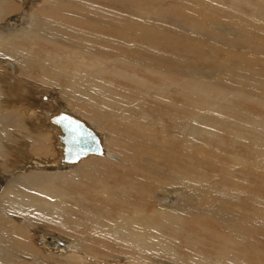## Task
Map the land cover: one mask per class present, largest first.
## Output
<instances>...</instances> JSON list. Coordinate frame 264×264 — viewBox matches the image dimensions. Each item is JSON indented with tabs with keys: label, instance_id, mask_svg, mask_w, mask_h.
<instances>
[{
	"label": "bare ground",
	"instance_id": "6f19581e",
	"mask_svg": "<svg viewBox=\"0 0 264 264\" xmlns=\"http://www.w3.org/2000/svg\"><path fill=\"white\" fill-rule=\"evenodd\" d=\"M123 1L133 14L0 0V164L21 165L0 170V264H264V118L235 105L264 107L246 64H264V21L242 7L261 14L264 0ZM111 61L164 84L101 68ZM60 113L94 130L102 154L61 163Z\"/></svg>",
	"mask_w": 264,
	"mask_h": 264
},
{
	"label": "rangeland",
	"instance_id": "374dc122",
	"mask_svg": "<svg viewBox=\"0 0 264 264\" xmlns=\"http://www.w3.org/2000/svg\"><path fill=\"white\" fill-rule=\"evenodd\" d=\"M88 1H90L91 2V12H104V11H107V12H122V13H124L125 15H131V14H133L132 12H135L134 10H133V8H132V4H129V2H128V4H126V2H122V0H88ZM228 6V5H227ZM243 7V9H245L246 11H248V15L247 16H253L254 15V17H256L255 19H257V20H259L260 18H261V20L262 21H264V12H261V14H260V12H258V11H256V9H254V8H249V7H247V6H245V5H243L242 6ZM102 9V10H101ZM249 9H251V10H249ZM97 10V11H96ZM99 10V11H98ZM256 13H255V12ZM152 16H155L156 17V14H153ZM164 16V17H163ZM162 16V19L164 20V21H166V23L167 24H174V22H175V19H174V17L172 18V17H170V15L168 16H166V15H163ZM158 17L160 18V16L158 15ZM169 17V18H168ZM171 19V20H170ZM11 20H12V17L10 18V17H7L6 18V20H5V24H7V26H6V29L8 28V23L10 22L11 23ZM173 20V21H172ZM81 23V22H80ZM91 25H93V24H91ZM16 26V25H15ZM93 28H95V29H93ZM101 28V27H100ZM99 26L98 27H96L95 25H93L92 27H91V32H98V33H100L101 35H104L105 37H114V38H118V37H116V36H110L108 33H104V32H100L99 31ZM98 33H96V34H98ZM241 47V49L242 50H245V49H248L247 48V46H240ZM35 49L37 50V51H39V50H41V49H43V46L42 45H39V48L38 47H35ZM183 49V48H182ZM182 51H185V50H182ZM182 51H179V52H182ZM188 51V50H187ZM41 52V51H40ZM188 55H190V53L188 52ZM62 57H64V56H62ZM65 58V57H64ZM66 59H67V55H66ZM68 60V59H67ZM245 61V60H244ZM248 62L246 63L247 64V67H250L251 65L254 67V68H256V70L257 71H255L256 73H257V75L259 76V77H263V78H260L261 79V82L262 83H264V64L262 63V62H257V61H251V60H247ZM250 61V62H249ZM62 62H64V61H62ZM91 62H92V60H91ZM113 61H111V62H107V63H101L100 65H102L101 66V68H105V70H107L106 68H108V67H111V68H108V69H110V70H112L111 71V73L112 72H114V69L115 70H118V71H124L125 73H129V74H133V75H135V76H137V77H142V79H145V80H153V81H155V83H159L160 81L157 79V77H155V76H153V75H151V74H149V73H147V72H144V71H146L143 67L142 68H134V66L133 65H129V64H126V63H115V62H113ZM236 63H237V61H236ZM243 63V62H242ZM256 63V64H255ZM258 63V64H257ZM260 63H262V64H260ZM64 64L66 65V66H69L70 67V63L68 64H66V62H64ZM110 64H112V65H110ZM114 64V65H113ZM122 64V65H121ZM124 64V65H123ZM103 65H105V66H103ZM249 65V66H248ZM258 65V66H257ZM259 65H261V66H259ZM119 67H121V68H119ZM124 67V68H123ZM128 67H130V68H128ZM133 67V68H132ZM141 67V66H140ZM114 68V69H113ZM128 68V69H127ZM140 71H139V70ZM142 69V70H141ZM262 69V70H261ZM137 71V72H136ZM241 71H243V76H248V75H250V74H256V73H253V72H248L247 71V69L246 68H243ZM107 72H110L109 70L107 71ZM134 72V73H133ZM142 72V73H141ZM261 73V74H260ZM148 74H149V76H148ZM242 75H236V74H232V76H233V78H232V80H236V79H238V77H242ZM103 78H105V80L107 79V77H104V76H102ZM245 80H246V78H245ZM253 80V79H252ZM252 82H254V81H252ZM114 83H117V84H119V85H122L123 87H127V88H131V86L129 85V83L128 82H120V81H116V82H114ZM160 84L161 85H163L164 84V82H160ZM48 88V87H47ZM135 89V88H134ZM151 90V89H150ZM56 91H58V90H56ZM41 93V92H40ZM161 92H159V94H160ZM240 93H244V92H240ZM50 95V94H49ZM154 95V97H155V95H156V93H154L153 94ZM38 96H41V99H43V96L42 95H38ZM210 97H212L211 96V94L209 95ZM39 99V97H36V99ZM50 98H52V97H50ZM44 100H46V99H44ZM235 105L237 106V107H239V108H242V109H244V110H247V111H250V112H252V113H254V115H257V116H260V117H263L264 118V107H262V106H260V104H258V103H250V102H235ZM146 106V107H145ZM143 107H145L144 109H146V111L145 112H147L146 114H149L148 113V111H147V108H149V109H151V110H153V109H156V108H158V107H160V106H158V105H156L155 103H153V102H151V101H148V100H145V102H143ZM84 115H85V113H83ZM153 115H154V117L157 119V113H156V111L155 110H153V113H152ZM86 116V115H85ZM25 117H26V115H25ZM88 117V116H87ZM27 119H29V120H33V121H37V123L40 121L38 118H37V116H33V117H28L27 116ZM145 120V119H144ZM148 120H150V119H146L145 121H146V123H149V124H151V125H153L154 126V123L152 122V121H148ZM205 124V123H204ZM214 125V124H213ZM212 127V126H211ZM213 128V127H212ZM27 129L28 130H31V131H33V127L32 126H29V127H27ZM34 132V131H33ZM203 140V141H202ZM198 141L200 142V143H203V144H207L206 146L210 149V150H212V151H214L215 149L213 148L214 146L213 145H211V143L209 142V144H208V142L205 140V139H198ZM211 145V146H210ZM55 153H53V157L55 158V159H57L58 158V152H56V150L54 151ZM9 153V152H8ZM57 155V156H56ZM259 156H261V155H259V154H257L255 157H259ZM241 157H243L242 155H240V158ZM100 158V157H99ZM98 157L97 158H93V159H99ZM88 160V159H87ZM99 161V160H98ZM103 162V161H102ZM105 162V166L106 165H108V163L106 162V161H104ZM11 163V162H10ZM12 165H13V167H11V168H8V169H6V167H5V165H1L0 164V170H3L4 171V169L6 170V172L8 173V172H13V171H15L16 170V168H15V166H21V165H19V161L18 160H13V163H11ZM114 168V166H111L110 167V169H113ZM31 169H34V168H31ZM30 171V169L28 170V171H22L21 173H18V174H16V175H19V174H26V173H28ZM6 172H4L5 174H6ZM2 173V172H1ZM235 177V176H234ZM237 178H239V179H242L241 177H239L238 175H236V177H235V179H237ZM49 180H50V182H49ZM42 182H44L43 183V185L44 186H46L47 184H51L52 182H55L54 184H55V186H58V187H62V186H64V184L63 183H59V182H57V181H55V179H51V178H45V179H43L42 180ZM254 182H256L255 180H254ZM257 183V182H256ZM255 185H257V184H255ZM77 185L76 184H73V185H71L70 187H67L66 188V190L67 189H70V190H72L73 192H74V194L75 195H78V193H80V194H84V193H86V192H88L90 189H88V191L87 190H85L84 188H81V190L80 189H78V187H76ZM177 193H179V192H173L172 194L170 193L167 197H164V198H160V200H159V205L160 206H164V207H169V205H171L172 203H173V200L172 199H176V196H178V194ZM175 194V195H174ZM171 199V202H169V203H167L166 201H167V199ZM171 207V206H170ZM76 217V216H75ZM81 220H80V219ZM74 221H75V219H76V222H78L79 224H80V228L82 229V231L84 230V227L83 226H90L89 225V220H88V222L86 221V219H84L83 217H76V218H72ZM79 220V221H78ZM83 220V221H82ZM210 223L211 224H213L214 225V223L212 222V221H210ZM86 224H88V225H86ZM41 225H42V223H41ZM39 226V225H38ZM37 226V228H41L40 226L38 227ZM42 227H44L43 225H42ZM34 229V228H33ZM88 230H89V228H88ZM90 231V230H89ZM55 234H57V233H55ZM88 234H90V233H88ZM33 237H34V240L35 239H37V237H36V235L33 233L32 234V239H33ZM38 243V242H37ZM36 243V244H37ZM38 245H39V243H38ZM237 251V250H236ZM237 252H240V250H238ZM244 257H246V256H244ZM259 259H261V258H259ZM246 261H248L249 263H254V264H256L257 262H256V258H255V256H249V257H247V260ZM262 262H263V260H261Z\"/></svg>",
	"mask_w": 264,
	"mask_h": 264
},
{
	"label": "water",
	"instance_id": "95a60500",
	"mask_svg": "<svg viewBox=\"0 0 264 264\" xmlns=\"http://www.w3.org/2000/svg\"><path fill=\"white\" fill-rule=\"evenodd\" d=\"M49 120L59 129L61 163L73 164L90 155L102 154L100 137L81 120L66 113Z\"/></svg>",
	"mask_w": 264,
	"mask_h": 264
}]
</instances>
